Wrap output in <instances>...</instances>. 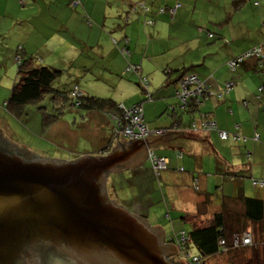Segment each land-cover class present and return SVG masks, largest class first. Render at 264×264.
I'll return each mask as SVG.
<instances>
[{
  "label": "crops",
  "instance_id": "0c3cea01",
  "mask_svg": "<svg viewBox=\"0 0 264 264\" xmlns=\"http://www.w3.org/2000/svg\"><path fill=\"white\" fill-rule=\"evenodd\" d=\"M130 1L135 0H80L76 6H73L76 9H73L69 5L66 6V0H0V20L4 22L7 19L9 29L19 31L16 42L19 45L22 44L23 49L27 52L29 40L27 35L29 36V33H26L25 30L32 27L31 23L38 27V20L44 16L43 21L46 20L48 28L51 30L47 39L53 38L52 41L48 40L50 42L48 47L50 48L54 40L60 47L62 45L69 47L66 52L63 47L66 61H69L71 65L74 62V71L78 75L76 78H79L77 81L87 94L98 92L103 81L100 73L108 75V82L116 85L117 88L124 87L122 80L125 79L131 88L136 87L134 81L137 80V76L135 73H131L128 78L119 76L127 64V59L121 54L119 46L123 45L122 38L129 37L131 55L128 61L142 65L144 73L150 78L154 98L158 96L161 99L144 104L145 118L148 120H150L148 109L154 110L158 116L167 110L169 104L176 103L174 99L175 83L165 84L167 79L173 81L177 78L179 74H173L175 70L195 72L202 77L213 74L215 77L212 80L214 86L231 78L236 81L230 93L222 98H212L208 101L206 108L213 112L220 128L229 131L238 130L241 135L248 137H252L255 132H258L260 140L248 139L237 143L221 140L215 131L196 133L189 130H184L185 132L174 130L189 137L176 136L174 139L168 140L177 145L160 142L147 147V150L148 148L154 151L157 149L160 151V153L155 151L158 155L170 158L168 168L159 173L157 180L161 185H164L163 190L165 188L168 193L173 209L168 210L164 215L165 219H160L154 208H151L153 204L150 202H148L151 204L149 208L143 204L134 205L132 210L124 207L132 214L154 222L155 225H152L148 220L151 226L159 225L165 233V242L169 243L170 235H167L165 220H170L172 232L173 229H182L183 227L180 228L178 223H183V221L197 223L209 221L216 212L223 209V203H227L228 213H233L229 217L230 220L237 214H239V218H242L240 215L244 211L243 196L264 200V188L252 184V178H264V89L259 90V87L264 85V68H259L255 59H249L235 73H232L226 64L229 58L251 46L264 45V0H207L205 3H201L200 0H147V4H150L153 10H156L160 4L181 5L174 18H171L168 13L151 14L150 16L155 20L153 25H145L144 21L149 15L140 10L127 11ZM256 1L261 2L263 6L255 5ZM78 5H82V8ZM182 5L186 8H183ZM221 6L224 8L223 13L218 10ZM199 7L206 10L203 25L192 20L191 25L187 24L190 32L185 33L186 24L180 22L178 16L180 17L188 11L197 14L196 11ZM14 11H16V15L13 13ZM11 15L15 19H12ZM252 15L255 16L256 22L250 24L248 20ZM87 17L92 19V24L87 23ZM8 18L12 21L10 22ZM34 19L36 20L33 21ZM60 20L67 33L63 34L61 40H57L55 38L61 32V28H57L56 24H61ZM209 25L214 27L212 31L209 29ZM175 26L182 27V31L174 29ZM204 27L213 32L214 36L200 34L199 29ZM110 36L118 39V45L113 43ZM226 38L229 41L225 45ZM177 47H180L179 51L181 52L173 57L168 56L170 51ZM12 52L8 54L11 59L14 57ZM29 53L32 54L33 51ZM166 68L172 69L170 75L166 74ZM90 72L94 73L90 74ZM80 74L84 77H81ZM116 77L119 80H116ZM84 79L88 81L86 85L82 84ZM84 86L88 88L87 91ZM1 92L0 88V94ZM137 93L138 91L134 97L111 99L119 105L131 106L141 99ZM139 94L141 93L139 92ZM104 96L113 97L112 94ZM2 98L3 104H5L8 98L6 92L2 94ZM0 102H2L1 99ZM114 115L105 111H89L88 116L92 118L91 123H87L86 126L78 130L63 117L49 128L62 149L69 148V152L80 154L79 156L83 154L100 155L106 153L103 151L105 148H113L117 142L129 141V139H113L112 135L106 136L95 147L98 149L94 151L95 153L87 149H79L78 143L84 139V136H87L89 127L96 129V134H99L101 130L114 126ZM76 121L74 120L73 124ZM171 121V118H165L164 121L161 118L154 123L155 128L163 130L169 126ZM0 130L4 136L9 138L1 122ZM106 143L108 144L102 148ZM171 150L173 151L171 152ZM178 150H182V158L175 157ZM229 151L232 152V157L228 156ZM247 153H251L252 160L248 158ZM147 161L146 157L136 167H127L119 171L111 170L108 175L128 169L134 175V178L130 179V183L133 184L138 174L144 172L146 174L147 169L151 171L152 168ZM180 166L184 167V171L179 170ZM231 176L236 177L231 178ZM195 178L198 180L199 190L195 189ZM114 191H118L116 184L113 185ZM207 193L211 194L207 205L199 208L200 203L207 200ZM150 217H155V221ZM251 224L253 223L248 221L250 230H252ZM262 235L264 237V230ZM170 244L176 249V253H173V261L184 264L177 258V247ZM226 255L221 253L212 255L207 264H232Z\"/></svg>",
  "mask_w": 264,
  "mask_h": 264
},
{
  "label": "water",
  "instance_id": "95a60500",
  "mask_svg": "<svg viewBox=\"0 0 264 264\" xmlns=\"http://www.w3.org/2000/svg\"><path fill=\"white\" fill-rule=\"evenodd\" d=\"M176 136L189 137L180 131L149 134L121 140L105 156L68 161L12 142L37 156L26 160L0 146V264H10L20 242L37 248L42 243L66 248L67 243L84 264H182L173 261L176 249L165 242L159 225L151 226L107 193L109 171L138 166L148 156L147 147L177 145L168 141Z\"/></svg>",
  "mask_w": 264,
  "mask_h": 264
},
{
  "label": "trees",
  "instance_id": "16d2710c",
  "mask_svg": "<svg viewBox=\"0 0 264 264\" xmlns=\"http://www.w3.org/2000/svg\"><path fill=\"white\" fill-rule=\"evenodd\" d=\"M70 2H74V0H69ZM80 2V0H78ZM201 3H205L207 0H200ZM260 1V0H259ZM256 1L255 5H262L261 2ZM147 0H135L128 2L129 11H141L146 15H149L148 18L145 19V25H153L155 20L150 15L151 14H164L168 13L171 18H174L178 8L181 6L179 4H175L173 6H166L164 4L158 5L156 10H153L150 4H147ZM264 5V4H263ZM175 8V11L172 9ZM236 6V5H235ZM146 7L148 9H146ZM126 11V12H127ZM87 23L92 24V19L87 17ZM214 33L211 32L210 37H213ZM123 40V45L119 46L121 54L127 59V64L124 69L119 73V75H124L125 73H138L137 79L138 85L142 87V91L147 93V98H141L137 103L131 106L122 107L111 98L99 97L91 94H87L84 90L81 89L79 82L77 81L79 78H74L73 84L69 86L67 90L54 89L52 88V83L55 81L57 77L62 74L63 69L54 67L51 65H39L35 62V58L33 55H23L26 51L23 47H19L18 53L15 55V58L18 63L17 67V78L15 83L11 89V93L8 96L5 106L7 109L14 114L16 117H21L25 113V104L40 100L43 96L49 92L53 91L55 97V111L53 113L43 112L42 118V127L43 131H47L48 128L55 123L57 120L61 119L64 115L65 109L69 106L72 107H80L89 111H105L111 114H115V124L113 126V132L119 125V120H123V110L124 108L130 109L135 108L136 106L141 105L143 108V120L147 124L150 130H161L163 133L167 130H181V131H192L199 133L203 131H215L219 136L218 129L225 130L228 134V137L222 139L223 141H247L248 139H253L254 141L260 140V133L255 132L252 137H248L245 135H241L238 130L229 131L218 126L216 119L214 118L213 112L206 108L208 101L212 98H222L226 94L230 93L234 88L236 81L234 79H229L224 81L222 84H218L214 86L212 80H214V75L211 76H200L195 72H189L187 70L179 69V75L173 81L167 79L165 82L166 85L175 83L177 91L175 92V97L177 98L175 104H169V111L172 117V121L169 126L166 128H152L145 118L144 113V104L143 101L147 99H154V92L151 90V81L148 75H146L143 71L141 64H134L128 61V58L131 55V51L129 49V37L125 36ZM114 44L118 45L119 41L116 37L112 38ZM261 48L264 51L263 44H256L251 46L250 48L240 52L239 54L234 55L226 61L227 67L230 72L235 73L238 68L244 64L249 59H255L257 61V66L259 68H264V58L249 56L244 57L242 61H239L235 68L230 66V61L232 59H236L239 56H245L250 50L254 48ZM124 50H128L129 53H125ZM138 66L137 68L135 67ZM172 69L166 68V74L170 75ZM189 75H196L198 82H193L192 84L187 85L188 90H193L194 88L201 89L202 93L199 95L190 94L183 100L179 97V90L181 88V80ZM77 76V75H76ZM81 77L84 75L80 74ZM231 82V87L227 86V83ZM264 89V85L259 87V90L262 91ZM79 91V93H75ZM246 102V101H245ZM244 102V103H245ZM69 105V106H68ZM66 106V107H65ZM214 122L216 128H209V123ZM184 131V132H185ZM115 134V133H114ZM0 146L10 153H16L15 151H19L21 154H24L20 147L14 145L9 138L0 134ZM105 150H107L105 148ZM182 151V150H178ZM156 153V152H155ZM157 154V153H156ZM176 158H182L177 155ZM158 155V154H157ZM162 156V155H158ZM183 156V153H182ZM247 156L250 160H252L251 153H247ZM150 166L151 163H150ZM183 167V166H180ZM184 171V167H183ZM233 175V174H232ZM158 177V176H157ZM235 178L236 176H231V178ZM264 178H252L253 186L264 188ZM194 186L196 190H199V184L197 178L194 179ZM210 193H207V200L200 203L199 208L201 206L207 205L208 199H210ZM244 211L240 215L242 218H239V214L235 216V218L229 219L232 215H229L227 210V203H223V209L220 212H216L213 217L206 222L197 223V222H189L190 228L187 230L185 227L182 229L174 230L171 232V235L168 238V242L174 244L177 247L178 255L183 259L184 264H207L208 259L215 254H233V257L239 260H244L247 257L246 254H242V249L250 248L255 245L256 238L253 229H248V221L253 224L262 223L264 224V200L258 199L256 197L251 196H243L242 198ZM243 219V220H242ZM185 224L186 222L183 221ZM264 230V227H263ZM184 232L185 243L179 242V237ZM253 232V233H252ZM245 233L251 234V243L244 245L242 242L239 246H235L234 244V236L236 234L243 235ZM178 239V240H177ZM221 240H224V243H221ZM259 250L263 251L262 248ZM232 264H235L234 260H231Z\"/></svg>",
  "mask_w": 264,
  "mask_h": 264
},
{
  "label": "rangeland",
  "instance_id": "374dc122",
  "mask_svg": "<svg viewBox=\"0 0 264 264\" xmlns=\"http://www.w3.org/2000/svg\"><path fill=\"white\" fill-rule=\"evenodd\" d=\"M66 2H67L66 6L69 5L73 9H76L73 7L76 6L74 2H70L69 0H66ZM182 6L183 8H186V6L184 5ZM79 7L82 8V5H80ZM231 9H233V6H231ZM218 10L220 13H223L224 8L221 6L220 8H218ZM196 12L197 14H192V12L188 11L187 13H183L180 17L178 16L180 22L186 24V29L184 31L185 33L190 32L188 25H191L190 23L192 22V20L197 21L199 25H203L204 19L206 17V10H202L199 7L198 11ZM13 13L16 15V11H14ZM11 18L15 19L12 15ZM43 18L44 16H41L40 17L41 20H38L37 23L38 27H36L33 23L29 21L32 24V27L25 30L26 33H29V36L27 35V39H29L27 44L28 51L23 55H29L30 54L29 52L33 51V53L30 55H33V57L35 58V62L37 64L51 65L63 69L62 74L59 77H57L55 81L52 83V88L61 89L62 91L67 90L69 89L71 83H73L72 80L76 78L77 75L74 71L75 64L74 62H72L71 65L69 61H66V56H65L66 54L64 53V48L66 52L69 49V47H66L65 45H62L60 47L58 42H56L55 40L51 43L50 48L48 47L50 45L49 41H52L53 38L47 39L48 36L51 34L50 32L51 30L48 28L46 20L43 21ZM45 18L47 19V16H45ZM9 20L10 22L12 21L11 19ZM35 20L36 19H34L33 21ZM72 20L73 22L76 23V21L73 18ZM60 22L61 24H56L55 22L56 27L61 28L60 30L61 32H59L61 36L57 34L55 38L57 40H61L63 34L67 33L65 31L63 22L61 20ZM248 22L250 24L255 23L256 22L255 16L252 15V17L248 20ZM214 25L215 23L213 24V26ZM213 26L212 25L208 26L211 31L214 28ZM174 29H179L180 31H182V27L180 26H175ZM31 30L33 31L31 32ZM211 31H209L207 27H204L203 29H199V33L206 36L207 35L210 36ZM18 35H19L18 30L13 31L12 29H9V23L7 22V19L4 22L0 20V88L2 91L0 94L1 97L0 99L2 100V102H0V122L3 128L5 129L7 136L10 138L11 142L17 144L18 146L22 145L26 149L38 155L46 156L50 158H62L64 160L67 159L74 160L76 158L85 155H95V154H83L79 156L80 154L69 152L70 151L69 148L62 149L57 143V140L54 139L55 137L52 135L50 128L47 131H43V127H42L43 112L53 113L55 111V109H53L55 107L54 106L55 97L53 91L47 92L40 100L25 104V113L21 117H16L3 104L4 100L2 98V94L3 93L5 94L6 92L7 97L10 95L11 89L17 78L18 63L16 58L14 57L18 53L19 47H22V44L19 45L18 42H16L17 41L16 38ZM110 38L112 40L113 36H110ZM224 41L226 45L229 40L226 38ZM179 49L180 47L173 49L172 51H170L168 56L173 57L175 55H178V53L181 52L179 51ZM182 50L184 49L182 48ZM11 51H13L12 52L14 55L13 59L9 58L8 55L11 54ZM93 73L94 72H90V74ZM178 73L179 72L176 70L173 72V74L175 75H178ZM100 74L103 78V81L101 82L98 92L91 95L116 99L114 97H118V98L134 97L136 95V91H138L137 94L140 95L141 98L143 99L147 98V93L142 91V87L138 85L139 79L134 81L136 83L135 88L134 87L131 88L130 85H128L129 82L126 79L122 80L124 87L117 88L116 85H113L108 82V78H109L108 75L104 73H100ZM136 74L138 76V73ZM129 75L130 73L127 72L124 75L122 74L119 76L128 78ZM115 79L119 80L118 77H116ZM87 82L88 81L84 79L82 84L86 85ZM84 87L85 90L87 91L88 88L86 86ZM171 88L173 89V87ZM81 89L83 90L82 87ZM176 91L177 89H175V92ZM139 92L141 94H139ZM108 94H112L113 97L104 96ZM174 99L177 100L175 96ZM160 100L161 99L158 96H156L154 99H147L142 103L147 104L148 102L151 101H160ZM168 108L169 106H167V110L164 113L158 116H156L154 110L148 109V115L150 116V120H148L147 118L146 120L148 121L149 125L152 128H155L154 123L161 118H163V121L165 120V118L172 119L170 115L171 110L169 111ZM88 112L89 110H85L80 107L69 106L68 108L65 109L63 119L67 120L72 125V127L78 130L81 127L86 126L87 123H91L92 118L88 116ZM74 120H77L75 124H73ZM105 129L101 130L99 134H96L95 131L96 129L89 127L87 136H84V139L79 141L78 148L87 149L89 151H92V153H95L94 151L98 150L95 147L99 145L100 141H102L106 136L108 137L109 135L113 136V126L107 128L106 130ZM2 135H4L3 132ZM107 144L108 143L104 144L102 148L105 147ZM155 151L157 153H160V151L157 149ZM172 151L173 150H171V152ZM228 156L232 157V152L229 151ZM148 162L150 163V160H148L147 163ZM151 168H152L151 171L147 169L149 172V173L147 172L148 174L147 173L145 174V172L142 174H138L137 178L134 179L133 184L130 183V179L132 177L134 178V175L131 174L128 169H125L120 173H116V172L110 173L109 175H107V193L110 199L115 200L117 204H121L130 210H132L133 206L136 204L137 205L143 204L144 206L149 208L151 204H149L148 202H150L153 204L151 208H154V210L160 216V219H165L164 215L168 212L169 209L171 210L173 209L171 205L172 201L168 197V193L165 191V188L163 190L164 185H161V183H159V181L157 180L159 178L157 177V175L159 176V174L157 173L158 171L154 169L152 166ZM114 184H116V186L118 187V191L113 192ZM150 219L155 221L156 218L150 217ZM170 223H171L170 220H165V229L167 235H171L170 233L172 230V226H171L172 224ZM151 224L155 225L154 222H151ZM178 225L180 228L185 227V229L187 230L190 228L189 222H186L185 224L178 223ZM250 226L253 229L255 236H258L255 239L256 243L254 246L250 248L241 250L243 251L242 254L247 255V257L244 258V260L238 261V259L233 257V254L226 255L228 259L234 260L235 264H264V237H262L264 224L258 223L254 225L251 224ZM259 248H262L263 251L259 250ZM179 255H177V258L183 261V259Z\"/></svg>",
  "mask_w": 264,
  "mask_h": 264
},
{
  "label": "built area",
  "instance_id": "2783aa9c",
  "mask_svg": "<svg viewBox=\"0 0 264 264\" xmlns=\"http://www.w3.org/2000/svg\"><path fill=\"white\" fill-rule=\"evenodd\" d=\"M78 3H79L78 0H74L75 5ZM175 8H173L172 11H175ZM146 9L148 8L146 7ZM124 52L129 53L128 50H124ZM249 56L259 57L262 59L264 58V51L260 47L259 48L256 47L253 50H250L248 53H246L245 56H239L236 59H232L229 64L232 68H235V66L237 65L239 61H242L244 57H249ZM135 67L137 68L138 66L135 65ZM196 81L198 82L196 75H189V76L184 77L180 82L182 86L180 90L178 91L179 97L185 100V98L189 96L190 94H193V95L201 94L202 93L201 89H197V88H194L193 90L187 89V85L192 84L193 82H196ZM231 85H232L231 82L227 83L228 87H231ZM75 93L78 94L79 91L76 90ZM123 116H124V119L119 120V125L114 131L116 135L124 136L127 138H134V137L144 138L145 136L149 134L162 133L161 130H150L148 128L147 124L143 120V108L141 105L136 106L135 108H130V109L124 108ZM209 128L210 129L216 128L215 123L214 122L209 123ZM218 133L222 139H225L228 137V134L225 130L218 129ZM177 153H178L177 154L178 156L180 157L182 156L181 151ZM148 159L150 160L152 167L158 171L157 172L158 174L160 171L168 168V164L170 161V159L166 156H158L153 150H150L148 152ZM179 169L183 170V167H179ZM261 184H264V182H261ZM178 239L180 243L181 242L182 244L185 243L186 239L184 236V232H182V234L180 235ZM251 240H252L251 236L248 233L244 235L236 234L234 236L235 246H239L241 242L243 244L251 243ZM221 243H224V240H221Z\"/></svg>",
  "mask_w": 264,
  "mask_h": 264
},
{
  "label": "flooded vegetation",
  "instance_id": "af4514ba",
  "mask_svg": "<svg viewBox=\"0 0 264 264\" xmlns=\"http://www.w3.org/2000/svg\"><path fill=\"white\" fill-rule=\"evenodd\" d=\"M111 148L105 154L110 153L113 149ZM23 153L26 160H31L33 159L30 158L31 156L34 158L36 156L34 153L25 150ZM30 244L17 243L13 248L10 264H84L80 259L81 254L74 255L75 252L71 251L72 248L67 243L65 244L66 248H63V245L60 247L54 243H42L40 248Z\"/></svg>",
  "mask_w": 264,
  "mask_h": 264
},
{
  "label": "clouds",
  "instance_id": "9594fccd",
  "mask_svg": "<svg viewBox=\"0 0 264 264\" xmlns=\"http://www.w3.org/2000/svg\"><path fill=\"white\" fill-rule=\"evenodd\" d=\"M175 7H177V6H175ZM174 7V8H175ZM120 106L122 107L123 106V104H120ZM114 117H116V116H114ZM115 132H113V139H116V138H126V139H130V138H127V137H124V136H119V135H116V134H114ZM163 133V132H162ZM162 133H159V134H162ZM151 135H156V133L155 134H151ZM4 136V135H3ZM6 137V136H5ZM7 138V137H6ZM111 147V146H110ZM107 149V148H106ZM110 149V148H109ZM108 150V149H107ZM107 150H103V151H105V152H107ZM150 150H153V149H151V148H149V150H148V152L150 151ZM154 151V150H153ZM155 152V151H154ZM95 155H97V156H105V155H107V154H100V155H98V154H95ZM166 157H168V156H166ZM147 158H148V156H147ZM169 158V157H168ZM59 159H62V158H59ZM77 159V158H76ZM170 159V158H169ZM67 160H69V159H67ZM149 160V159H148ZM170 162V161H169ZM169 165V164H168ZM167 169V168H166ZM180 170V169H179ZM180 171H183V170H180ZM158 176V175H157ZM245 234H247V233H245ZM248 234H250V233H248ZM244 235V234H243ZM250 236H251V234H250ZM247 244H250V243H247ZM247 244H244V245H247Z\"/></svg>",
  "mask_w": 264,
  "mask_h": 264
}]
</instances>
